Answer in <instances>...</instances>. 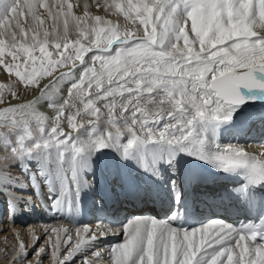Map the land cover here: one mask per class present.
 I'll return each mask as SVG.
<instances>
[{"label": "snow or ice", "instance_id": "snow-or-ice-1", "mask_svg": "<svg viewBox=\"0 0 264 264\" xmlns=\"http://www.w3.org/2000/svg\"><path fill=\"white\" fill-rule=\"evenodd\" d=\"M0 73L9 78L0 83V197L31 192L8 200L15 214L46 191L61 221L44 229L47 247L35 248L30 228L33 259L21 241L13 264H42L48 247L51 264H264V153L219 140L245 104L264 108V0H0ZM45 104L53 117L39 111ZM249 120L264 122V110ZM183 157L232 180L202 195L210 208L227 201L238 222L183 226L192 207ZM97 166L129 202L161 203L163 219L80 224L83 174ZM165 170L162 193L154 182ZM109 233L121 239L101 248Z\"/></svg>", "mask_w": 264, "mask_h": 264}, {"label": "bare ground", "instance_id": "bare-ground-1", "mask_svg": "<svg viewBox=\"0 0 264 264\" xmlns=\"http://www.w3.org/2000/svg\"><path fill=\"white\" fill-rule=\"evenodd\" d=\"M73 2H76V0L75 1L73 0ZM81 2H82V0H81ZM89 2H91V0H89ZM97 2L100 4H103L104 0H97ZM91 10L95 13H99L101 15H104L103 7L97 9L95 7V5H93ZM63 95L66 96L67 93L64 92ZM32 96H33V93L27 95L26 98L31 99ZM16 102L17 101H13V103H16ZM260 109L261 108L257 107V106H246V107L243 106L240 110V113L238 114L239 118L238 119L236 117L233 118L235 121V126H233V124H227L220 129V137H219L220 143L221 144H227L229 142H234L235 140L233 139V137L236 135V133H234L235 130L236 131L244 130L245 134L247 135V133L252 131V129H256L255 128L256 127V124H255L256 121H250L249 117L251 115L257 113L258 111H260ZM39 111L42 114L48 116L49 118H51L55 115L53 110L51 108L47 107L46 104L43 106H40ZM63 127L65 128L66 131H68L66 122L64 123ZM262 127H263V125L260 127V129ZM252 142L253 141L251 139H248L246 142H239V143L242 144L244 151L249 152L253 155L259 156L261 153H264V146L255 147L252 145ZM105 153L108 157H114L115 156L114 153L108 152V150H105ZM99 156H100V153H97L96 157H99ZM96 157H93V159L95 160ZM121 171H122V174H126L125 170L122 169ZM166 171L167 170H165L164 172H166ZM214 173H215V171L213 169L209 168L207 165L204 166V175H207V176L212 178ZM17 175H18V173H17ZM93 175L95 176V187L94 188L91 187V185L93 183ZM132 175L133 176L140 175L141 177H143V174H138L137 172H132ZM147 178L148 177H143L144 184L147 182ZM83 179L87 181V185L81 191L80 208L79 209L84 210L86 206L91 204L92 201L97 200V198H99L102 195L109 194V198H113L114 195L118 196L121 192L120 187L117 184L113 183L114 174L105 176L101 166H97L93 172H91L90 170L86 171L83 174ZM21 195H23V196H21ZM30 195H31V192L26 191V192L21 193V194L9 193L5 197H0V204L3 205L2 207H0V212H1V209L3 208L4 210H8V213L13 214L8 209V206H7L8 200L11 199L12 203L15 204L19 200L27 201L29 199L28 196H30ZM46 196H47V194L45 191V193L43 194L42 197H33V203L27 204V205L22 203L20 205V207H18L16 210L17 213L24 214V212H27V213L30 212V210H31L30 205H32V207H35L36 210H38V208H40L42 210L40 215H42V216H43V214L46 215L45 216L46 220L42 223H35L34 224L31 221L22 222L16 216H13L12 219H9L8 225L5 226L4 222L1 223L4 220L2 219V215L0 216V219H1V222H0V264H13V261L11 262V260H13L15 257V252L13 251V249L18 247V245L21 241H23L25 243V246L29 252V255L31 254V252L34 253V251H33V244H34L33 235H32V233L29 232L30 228L39 237V239L35 241V245H34L35 248H37L38 245H40L38 248H40L42 246L47 247V236L44 232V229L46 227H49V226L60 227L61 221L58 219H54L52 214L47 210L49 202H48ZM92 199H94V200H92ZM93 211L94 210H92V212ZM0 214H2V213H0ZM78 222L82 225L83 224L89 225L92 228V230H95L97 223H99L101 221H97V223H94L92 225L89 224L87 221H83V220H80ZM103 223L106 224L104 221H103ZM114 226H119V225H114ZM73 236H75L74 228H73ZM120 239H121V236L113 235V234L109 233L106 237H103L100 240H98L97 243L99 244V246L101 248H104L109 244L117 243ZM54 240H55V237H53V242H54ZM65 251H66V247L62 243L61 244V255H63ZM50 254H51V248L48 247L46 254L42 255V257H41L42 264H51ZM5 255L8 256V259L6 261L3 260ZM81 259H82V257H80V256L75 257V264H80Z\"/></svg>", "mask_w": 264, "mask_h": 264}, {"label": "rangeland", "instance_id": "rangeland-1", "mask_svg": "<svg viewBox=\"0 0 264 264\" xmlns=\"http://www.w3.org/2000/svg\"><path fill=\"white\" fill-rule=\"evenodd\" d=\"M75 1V0H74ZM109 2H111V0H109ZM92 11V10H91ZM93 12V11H92ZM94 14H99V13H95V12H93ZM105 14V13H104ZM107 18L108 19H110V20H112L113 21V23H118V24H120V25H123L124 24V20H123V17H119V16H116V15H112V16H107ZM8 75H7V73H0V83H3V84H7L8 83ZM19 87V92H20V94H21V96H22V98L23 97H25V96H27V95H29V94H31V92H28V93H25L24 92V88H23V86L22 85H20V86H18ZM13 101H15V100H13ZM3 205H1L0 204V207H2ZM2 210H3V208H2ZM7 211V213H8V210H6ZM1 213V212H0ZM2 213L4 214V215H2V219L4 220V221H2L1 222V219H0V222L1 223H3L4 222V224H5V226H7L8 225V223H9V220H8V218H6L8 215H7V213H6V216H5V210H3L2 211ZM0 216H1V214H0ZM6 221V222H5ZM40 245H38V247H39ZM37 247V248H38ZM36 248V249H37ZM33 256H34V253L33 252H31V254L29 255V257H28V259L29 260H31L32 258H33ZM8 259V256H6L5 255V257L3 258V260L4 261H6ZM13 260H11V262H12ZM10 262V263H11Z\"/></svg>", "mask_w": 264, "mask_h": 264}]
</instances>
